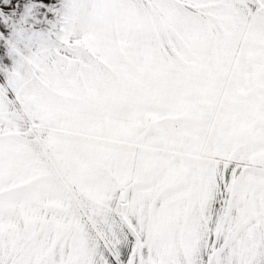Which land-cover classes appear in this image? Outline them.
<instances>
[{
	"label": "snow or ice",
	"instance_id": "snow-or-ice-1",
	"mask_svg": "<svg viewBox=\"0 0 264 264\" xmlns=\"http://www.w3.org/2000/svg\"><path fill=\"white\" fill-rule=\"evenodd\" d=\"M0 264H264V0H0Z\"/></svg>",
	"mask_w": 264,
	"mask_h": 264
}]
</instances>
